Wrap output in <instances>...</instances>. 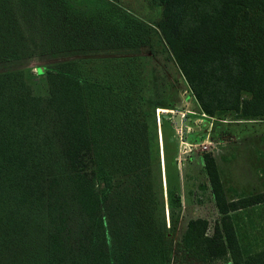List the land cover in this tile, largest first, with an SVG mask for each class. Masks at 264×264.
<instances>
[{"label":"trees","instance_id":"obj_1","mask_svg":"<svg viewBox=\"0 0 264 264\" xmlns=\"http://www.w3.org/2000/svg\"><path fill=\"white\" fill-rule=\"evenodd\" d=\"M105 1L0 0V62L59 57L94 40L109 46L119 35L104 30L119 10L147 25L125 0ZM147 2L200 112L264 117V0ZM134 59L101 57L127 67L110 79L78 71L88 59L39 65L46 94L33 92L23 69L0 70V264H264V247L241 244L233 213L264 202V190L228 199L208 150L198 161L219 217L211 229L206 217H190L171 239L181 193L168 190L167 226L142 109L163 106L136 87Z\"/></svg>","mask_w":264,"mask_h":264},{"label":"rangeland","instance_id":"obj_2","mask_svg":"<svg viewBox=\"0 0 264 264\" xmlns=\"http://www.w3.org/2000/svg\"><path fill=\"white\" fill-rule=\"evenodd\" d=\"M125 1L130 5L128 7L132 15L147 21L146 26L134 23L131 25L127 14L119 10L115 16L118 24L110 30H104L107 34L119 35L111 45L102 47V44H97L94 40V44L77 46L58 54L59 57L36 54L18 60L2 61L0 70L23 69L24 77L32 86L33 92L46 94L48 85L45 73L37 71L39 65L48 68L61 60L88 59L87 62L78 64V71L81 72L83 66H86L85 71L91 75L110 79V75H116L118 70H122L125 76L127 67H116L115 63L106 64L100 61L101 57H135L132 61L133 70L142 77V82L137 83L136 87H140L145 97L160 99L163 106L144 104L142 109L147 110L145 118L151 142L152 181L158 203L164 204L167 226L170 223L168 190L181 193V206L175 212L174 225L171 227V239L176 240L183 233L188 218L206 217L211 229L215 219L219 217L198 155L208 150L216 157H228L247 143V148L264 156V117L235 120V115L228 112L221 118L211 117L210 122L213 124L200 127L202 118L196 108V101L160 32L152 24L159 16L157 8L151 7L147 0ZM107 4L105 0H95L94 6ZM147 31L148 39L145 37ZM115 175L117 178L124 177L119 173ZM226 177L224 176V181L228 180ZM236 211L233 213L241 244L249 250L263 248L264 203Z\"/></svg>","mask_w":264,"mask_h":264},{"label":"crops","instance_id":"obj_3","mask_svg":"<svg viewBox=\"0 0 264 264\" xmlns=\"http://www.w3.org/2000/svg\"><path fill=\"white\" fill-rule=\"evenodd\" d=\"M198 112L200 113V118H202L200 121L202 126L200 127L213 124L205 113L199 110ZM245 144L247 143L234 150L228 157L224 155L216 157V163L228 199H233L249 192L264 190V156L258 151L247 148ZM226 174L228 177H226ZM224 176L228 178L227 181H224Z\"/></svg>","mask_w":264,"mask_h":264}]
</instances>
